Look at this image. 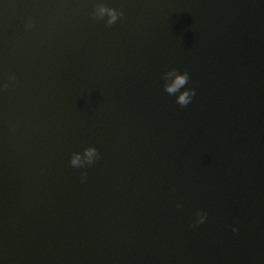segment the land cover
<instances>
[{"label":"water","instance_id":"obj_1","mask_svg":"<svg viewBox=\"0 0 264 264\" xmlns=\"http://www.w3.org/2000/svg\"><path fill=\"white\" fill-rule=\"evenodd\" d=\"M0 264H264V0H0Z\"/></svg>","mask_w":264,"mask_h":264},{"label":"clouds","instance_id":"obj_2","mask_svg":"<svg viewBox=\"0 0 264 264\" xmlns=\"http://www.w3.org/2000/svg\"><path fill=\"white\" fill-rule=\"evenodd\" d=\"M123 10L117 9L116 7L110 6L107 3H98L93 16L100 18H106L107 23L112 25L117 22V20L123 15ZM32 20H29L28 27L32 26ZM168 79L165 83V88L167 92L175 94L179 92L177 97V103L185 106L188 105L196 95V89L194 87L185 88L180 91L181 88L188 83L191 78V73L189 71H178L177 69H172L167 73ZM16 79L15 73H10L8 81H5L3 87H8L9 82ZM100 153L95 145L88 146L83 152H73L71 156V164L74 167H84L86 165H92L98 159ZM84 175L87 173L85 171ZM178 207H182V203H178ZM208 213L204 209H199L196 212L195 224H201L206 221ZM234 231H238V227L234 226Z\"/></svg>","mask_w":264,"mask_h":264}]
</instances>
